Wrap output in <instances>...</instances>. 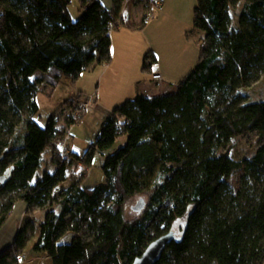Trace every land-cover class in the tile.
I'll list each match as a JSON object with an SVG mask.
<instances>
[{
    "label": "trees",
    "instance_id": "16d2710c",
    "mask_svg": "<svg viewBox=\"0 0 264 264\" xmlns=\"http://www.w3.org/2000/svg\"><path fill=\"white\" fill-rule=\"evenodd\" d=\"M125 3L80 0L76 22L72 0H0V177L11 171L0 186V229L24 203L45 212L35 252L53 264H132L173 231L158 264H264V0H197L199 64L175 93L115 107L82 155L56 141L71 139L66 128L84 115L66 128L57 117L45 128L35 121L41 86L55 90L110 65L112 33L149 23L152 0L134 2L144 8L138 26ZM143 63L152 74L158 62L150 52ZM256 84L263 92L254 102L243 90ZM248 134L257 137L253 151L235 159L232 142ZM97 155L105 181L83 188L78 171L90 172ZM139 195L149 202L127 219ZM36 230L27 222L0 264H21Z\"/></svg>",
    "mask_w": 264,
    "mask_h": 264
},
{
    "label": "rangeland",
    "instance_id": "374dc122",
    "mask_svg": "<svg viewBox=\"0 0 264 264\" xmlns=\"http://www.w3.org/2000/svg\"><path fill=\"white\" fill-rule=\"evenodd\" d=\"M132 5L133 4L130 2L125 4L126 15L131 17L133 20H140V18L142 20L144 8H133ZM138 9L142 10L141 17L140 11ZM69 10L73 21L80 22V19H82L84 14L83 10H81L80 0H72ZM159 11L160 9L156 10L155 17L149 21L146 27L147 35L152 46L150 51H147V54L151 52L152 55L157 56L158 61L162 65V68L159 71V73L162 75V80L158 82L157 80L154 81L152 78V82L148 84L150 86H155L156 84L160 85V87H163V94H166L167 92H174L175 89L188 78L195 67L199 64L202 49L199 38L200 34L195 30L194 27V16H189V18L185 19L186 21L184 22V26L179 27L178 25V27H172V36L175 39L174 46H172V40L169 39L170 35L168 28L166 25L165 27L162 26L163 19L159 17ZM178 15L180 14L176 11V15L173 20L174 22L177 21ZM233 21L237 23V18L234 17ZM187 24L188 29L186 30L185 27ZM145 56L143 57L142 63L144 62ZM87 72L80 76L81 79L77 83H73L71 79L66 77V79H63V81L57 88H55V90L47 86H41L40 90H42V92L37 98L40 107V113L35 117V121L44 128L48 124L47 122L51 117H57L59 127L66 128L68 118H77L79 115H84L79 124L72 126L70 129L66 128L65 130L68 134H71V139H67V142L70 144L71 148L69 147L66 150L72 149L78 155H82L91 146L100 133L103 123L109 117L107 114H103L100 117L101 110H96L95 113H92L96 103L94 102L95 100L91 99L90 97L94 95L97 89L98 76L97 74ZM262 89L263 86L261 84H256V86L252 88H245L243 92H247L249 94L250 101L256 102L262 98ZM89 107L91 110L88 111L87 109ZM96 118L98 121H96ZM256 138L257 137L254 134H248L247 136L234 140L232 142V145L234 146V158L242 160L243 158L248 157L250 152H252L254 149ZM125 143V137L118 140L119 147L123 146ZM50 158V150H47L43 154V165H45L47 161L50 160ZM103 162L104 157L97 155L90 172H86L82 168L80 171H78L80 175L81 173L85 172V181L82 182L83 187L93 188L98 184L104 183L105 176L102 170ZM50 167L51 170H54L52 166ZM141 199H144L146 203L149 202V197L139 195L127 204V219H132L136 216L137 213L133 211L132 207L136 206L138 201ZM176 231L178 232L179 229L177 228ZM73 237L74 235H70L66 241H71Z\"/></svg>",
    "mask_w": 264,
    "mask_h": 264
},
{
    "label": "crops",
    "instance_id": "0c3cea01",
    "mask_svg": "<svg viewBox=\"0 0 264 264\" xmlns=\"http://www.w3.org/2000/svg\"><path fill=\"white\" fill-rule=\"evenodd\" d=\"M99 1L106 8L113 5V0ZM160 1L162 7L159 11V17L163 19L162 26L165 27L166 25V27L168 28V32L170 35L169 39L172 40L171 45L174 46L175 39L172 36V27H178V25L179 27L184 26V22L186 21L185 19L189 18V16L193 17L194 10L197 6V0ZM131 4H133V8H142L134 3ZM139 11L141 17L142 10ZM176 11L180 15H178L177 21L174 22L173 20L175 18ZM123 13L125 16H127L125 5ZM133 22L136 26H138L141 22V18L140 20H133ZM187 26L188 24L185 27L186 30L188 29ZM146 27L147 25L142 30H129L127 28H121L119 29V31L113 32L111 35L112 60L110 62V65H99L97 67L92 66L88 69V72L97 74L98 76L97 89L94 95L90 97L91 99H96V104L94 106L95 108L92 113H95L96 110H101L100 117L103 114L110 115L115 107L122 105L127 100H134L136 96L156 98L158 96L173 94L177 91L179 86L175 89L174 92H167L166 94H163V87H160V85L158 84H156L155 86H150L148 84L152 82L151 80L153 78V75L145 72L142 73L143 57L147 54L148 50L150 51V48L152 47L151 41L149 40V37L147 35ZM155 57L157 62L160 64L161 69L162 65L158 61L156 55ZM79 80L77 82H79ZM159 89L161 92L159 91ZM96 121H98L97 118ZM72 152L74 151L72 150ZM74 153L77 154L76 152ZM61 187L68 188L69 185L64 184L61 185ZM81 187H83V183ZM12 214L13 215L5 222L4 226L0 229V253L8 246L13 244L17 232L20 229L24 228L27 225V222H34L37 225V230L35 233L36 236L28 244V247L22 257L23 259L21 261V264H53L52 259L47 257L44 253L39 254L35 252V245L39 242V239L41 237L39 223L44 220L45 212L38 210L30 213L28 212V206L26 204L18 203Z\"/></svg>",
    "mask_w": 264,
    "mask_h": 264
},
{
    "label": "water",
    "instance_id": "95a60500",
    "mask_svg": "<svg viewBox=\"0 0 264 264\" xmlns=\"http://www.w3.org/2000/svg\"><path fill=\"white\" fill-rule=\"evenodd\" d=\"M11 171H8L0 177V186L6 184L10 178ZM146 207V201L141 199L137 205L132 207L137 214L141 213ZM176 239L175 231L162 235V237L154 240L143 252L141 257L137 258L132 264H158L163 257L164 251L173 240Z\"/></svg>",
    "mask_w": 264,
    "mask_h": 264
},
{
    "label": "built area",
    "instance_id": "2783aa9c",
    "mask_svg": "<svg viewBox=\"0 0 264 264\" xmlns=\"http://www.w3.org/2000/svg\"><path fill=\"white\" fill-rule=\"evenodd\" d=\"M135 1H139V0H126L127 3H129V2L134 3ZM152 2H153V4H152L153 9L148 15L150 20L155 17L156 10L160 9L162 7L160 0H152ZM159 71H160V64L159 63H154L152 65V74H153L154 81L157 80L159 82V81L162 80V75H161V73H159ZM87 110L89 111V110H91V108L89 107ZM56 145L61 147V148H63L64 150H66L70 146V144H68V142H67V138H65V139L59 138V139H57Z\"/></svg>",
    "mask_w": 264,
    "mask_h": 264
}]
</instances>
